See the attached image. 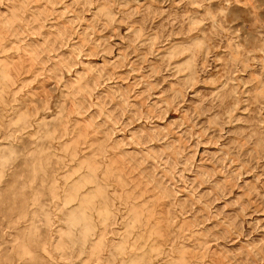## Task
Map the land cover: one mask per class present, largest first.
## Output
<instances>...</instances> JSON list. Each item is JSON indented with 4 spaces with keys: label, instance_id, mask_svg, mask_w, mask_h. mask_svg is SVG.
<instances>
[{
    "label": "rangeland",
    "instance_id": "1",
    "mask_svg": "<svg viewBox=\"0 0 264 264\" xmlns=\"http://www.w3.org/2000/svg\"><path fill=\"white\" fill-rule=\"evenodd\" d=\"M0 264H264V0H0Z\"/></svg>",
    "mask_w": 264,
    "mask_h": 264
}]
</instances>
